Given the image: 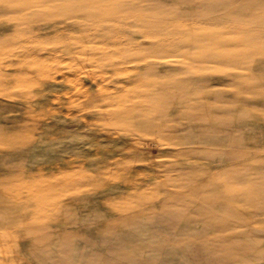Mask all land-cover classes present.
I'll return each instance as SVG.
<instances>
[{"label": "rangeland", "instance_id": "374dc122", "mask_svg": "<svg viewBox=\"0 0 264 264\" xmlns=\"http://www.w3.org/2000/svg\"><path fill=\"white\" fill-rule=\"evenodd\" d=\"M0 264H264V0H0Z\"/></svg>", "mask_w": 264, "mask_h": 264}]
</instances>
